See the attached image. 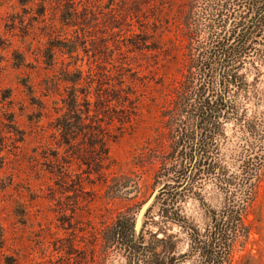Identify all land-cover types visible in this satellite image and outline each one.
<instances>
[{"label":"rangeland","instance_id":"374dc122","mask_svg":"<svg viewBox=\"0 0 264 264\" xmlns=\"http://www.w3.org/2000/svg\"><path fill=\"white\" fill-rule=\"evenodd\" d=\"M187 5L0 0V264H125L128 253L111 239L116 224L134 225L156 189L191 179L185 169L196 157L189 167L184 151L192 156L202 130L179 112L177 96L188 76L198 78L188 68ZM246 60L232 99L264 136V51ZM67 69L82 71L68 128ZM220 132L210 153L237 173L238 153L252 138L235 119L223 120ZM191 181L176 206L204 231L206 208L218 210L223 192L218 178ZM155 201L144 218L146 238L162 220L163 200ZM245 224L232 264H264V169ZM164 226L179 235L177 255L187 252L188 233Z\"/></svg>","mask_w":264,"mask_h":264},{"label":"trees","instance_id":"16d2710c","mask_svg":"<svg viewBox=\"0 0 264 264\" xmlns=\"http://www.w3.org/2000/svg\"><path fill=\"white\" fill-rule=\"evenodd\" d=\"M183 23L192 53L188 68L198 78L188 76L177 96L180 104L184 105L179 112L193 115L198 120L196 127L202 130L197 146L191 147L192 156L184 151L189 167L196 159L190 170L185 169V177L191 178L187 183L176 180L174 185L165 183L160 189L156 197V201L163 200L159 213L162 220L156 222L159 224L158 232H150L149 238L144 236L147 220L138 236L134 225L132 227L127 220L113 228L111 239L128 253L125 264H184L189 259L190 264H232L237 244L248 236L245 217L255 195L257 179L264 169V146H259V142H264V136L259 133L254 117L248 116L247 111L239 114L232 97L236 89L243 88L241 82L244 79L238 74L239 65L244 64L248 57H261L264 51V0H188ZM65 74L62 81L70 84L66 86L68 90L64 98L68 108L63 114L68 128V116L77 111L82 71L67 69ZM193 101H197L198 106ZM231 119L242 124L252 138L250 144L238 153L237 173H231L210 153L221 134L223 120ZM187 130L184 126L175 132L177 136H183ZM183 163L181 156L178 165L181 167ZM180 171L178 176L182 175ZM198 175L218 178L223 192L218 210L211 206L206 208L210 220L204 231L191 223L176 206L184 191H191V180ZM153 206L154 203L146 217ZM167 223L175 224L188 233L190 247L187 252L177 255L179 235L169 233L164 226ZM159 232L163 235L159 236Z\"/></svg>","mask_w":264,"mask_h":264},{"label":"water","instance_id":"95a60500","mask_svg":"<svg viewBox=\"0 0 264 264\" xmlns=\"http://www.w3.org/2000/svg\"><path fill=\"white\" fill-rule=\"evenodd\" d=\"M159 189H156L153 194L148 198V200L143 204V206L140 208L135 224H134V230H135V235L138 236L142 230L143 223H144V218L145 215L148 211V209L152 206L153 202L155 201L157 192Z\"/></svg>","mask_w":264,"mask_h":264}]
</instances>
